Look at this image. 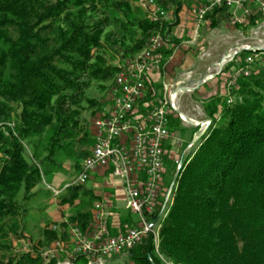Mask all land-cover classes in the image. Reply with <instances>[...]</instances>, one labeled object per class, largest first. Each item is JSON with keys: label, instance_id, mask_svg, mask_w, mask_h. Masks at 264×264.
I'll return each mask as SVG.
<instances>
[{"label": "trees", "instance_id": "trees-1", "mask_svg": "<svg viewBox=\"0 0 264 264\" xmlns=\"http://www.w3.org/2000/svg\"><path fill=\"white\" fill-rule=\"evenodd\" d=\"M156 2L176 19L185 4ZM231 16L224 6L205 20L215 29ZM175 25L153 22L129 0H0V239L15 225L8 223L11 218L21 214L20 196L34 197L68 162L81 171L91 155L94 139L81 128L84 96L92 81H114L119 71L106 64L102 51L119 50L123 60H131L152 35L169 37ZM169 46L159 52L162 58L172 55ZM153 94L139 100L140 113L152 108ZM230 94V103H211V126L183 163L158 246L151 235L131 249L134 264H264V62L251 76L238 77ZM83 188L69 187L61 197V205L79 200L61 227L92 229L94 203L81 197ZM158 215L159 210L149 220ZM46 234L55 242L70 239L53 229ZM78 257L74 264H88ZM57 263L32 252L0 260Z\"/></svg>", "mask_w": 264, "mask_h": 264}, {"label": "rangeland", "instance_id": "rangeland-1", "mask_svg": "<svg viewBox=\"0 0 264 264\" xmlns=\"http://www.w3.org/2000/svg\"><path fill=\"white\" fill-rule=\"evenodd\" d=\"M129 1L132 3V6L134 8L139 9L142 16H146V18L149 17L148 13L150 12V8L146 7L143 3H139L137 0ZM204 1L206 0H184L185 4L183 8H186L189 11L190 9L192 10L195 7H199V4ZM163 11H165L168 15L167 19L165 20L166 23H169V21H174L175 16L172 11ZM250 12L251 16L249 18L241 19V17L243 16V12L239 11L235 13L234 10H232L231 15L233 16H231V19L228 22V26L232 28V30L230 31L226 27L217 28L216 41L215 44H213V47H220V45L225 42V38L227 36H235L234 39L237 42L236 45H232L234 46L233 48L229 49L227 53L224 54L223 59L220 62H216L215 64H213L212 67L207 69V74L203 78L195 81L193 80L194 75H190L188 72H186L182 73L181 75L176 74L175 76L171 77L172 79L164 81L163 69L165 67V64L167 63V60L172 57V53L170 57L163 58V66L161 64V68L159 69V71H156L154 74H151L148 81L146 82L144 96L149 94L150 90H152L154 93L153 96L156 95L154 97L155 99H157L155 103L153 101V104L150 107H155L157 105L158 100L164 97L165 86H175V84H178L181 86L180 88H190V93L179 95L178 111L183 117L194 120V124H196L195 126L193 125V123L182 121L178 113L169 116V131L171 139L165 146L166 156L164 161V185L162 187V192L159 195V199L161 201H163L164 197L162 196L165 195L166 191L168 192L170 188H173L172 184L175 180V177L179 175L180 170L182 169V167L181 169H179V167L181 166V164L183 166L184 161L187 160V158H189V156L191 155L193 151V148H190L191 144H193L194 147V145L199 142V139L206 133V131L211 126L210 124V126L207 127V124L204 123L211 121L210 115L207 112L208 109H210L211 107V103L214 102L216 99L222 98L226 99V101H228L229 99V101L234 100L230 96V93L232 89L237 87L238 77L240 78L241 76H251L252 71L257 69L259 64L264 62V20L258 19L259 15L261 18H264V16L257 13L254 9H250ZM253 17L256 18L252 19ZM252 23H254L255 25H251ZM202 27L203 23L199 29V36L197 37L195 42V44L198 46H196L195 48L197 50V54L201 59H207L205 55L208 54V45L206 46V44H202ZM165 37L168 36L165 35ZM190 40L193 41V35L192 38L189 39V41ZM172 41H175L174 43H176L177 39L175 38L173 40H170L171 45L174 44L172 43ZM244 46H250V49H243ZM175 47L177 48V46H174L173 50H175ZM167 48L169 49L171 48V46ZM237 48H240L241 50L237 51ZM118 51L119 50L115 51V49L112 48H110V50L105 49L104 51H102V56L105 58L106 64L108 66H123L128 62L138 58L140 55V53L138 52V54H136L133 59L129 60V58H126L125 60H123V54L120 55ZM241 52L248 53L245 59L240 56ZM230 55L233 56V58L229 57ZM253 55L254 58L252 57ZM224 57L226 58L224 59ZM250 57L253 58L251 64L247 61V59ZM223 61L224 64L222 65V67L220 65H217V63H221ZM245 68L249 71V75L245 76V73L239 74V71ZM209 70L211 73L209 75L214 76L212 80L208 81L206 80V76L208 75ZM153 76H156L154 81L152 80ZM176 79L179 82H174V80ZM192 81H194V83H192ZM112 84L113 79L109 82L102 83L99 81H92L89 89L86 91V94L84 96L85 104L82 109L81 128L82 131H84L83 134L85 132L89 133L88 135H90L91 141H93L94 139V128L92 124L95 119L99 117L100 111L106 105H108L110 101L108 90ZM196 85L198 86L196 87ZM203 86L208 93L203 92V95H200L198 93L195 97H189L196 90L200 89V87ZM212 90H215L214 95L204 100L201 99L205 98V95L211 94ZM229 101L228 103H230ZM214 117L219 118V115H216ZM204 125H206V129L204 128ZM93 146L94 144L89 149L92 150ZM99 170H106V175H112L111 169ZM79 173L80 170H77L74 164L68 162L63 172H60L55 176L47 178L50 184H47L44 181L43 184H41L34 190V193H38L35 194L34 197L30 198L29 200H22V196L19 197L18 207L21 206V214L11 218L8 223L15 225L10 227V232H7V235L4 236V238L0 239V260L8 259L9 256H20L22 253L32 252L34 255H37V253H42V255L46 257H55L58 259L57 264H69V262H71L72 264L76 263L75 258H77L78 256L74 255L73 253V250L76 248V241L74 237L70 234L71 229L73 227L76 228V226H72L70 230L61 226L62 224L67 222L72 216V214L75 212V210L77 209L76 205H78L79 200H76L74 205H61V197H63L67 193L65 192V190L67 189L66 187L70 185V183L73 182L76 177L79 176ZM114 178L116 179V177ZM119 183L121 184L124 191L123 184L120 181ZM57 192L59 193L56 194ZM79 192L82 198L86 197L94 203V208L97 203L105 202V206L107 207V211L109 212V217L106 218L107 220L105 221L106 229L105 232H103L106 238H117L118 236L124 235L128 231H132V229L137 228L136 226L130 225L128 218H131L132 221H134L136 224L138 223V225L140 226V217L128 211L125 207L124 202H120V204L118 205L116 201H119V198L115 195V193L111 192L109 188H106L105 186H100L98 189H96L95 187H93V185H90L89 182L85 185V188L81 189ZM124 200L126 201V195H124ZM161 204L163 206V202ZM116 206L120 207L121 209H115ZM156 208L157 211H160L161 209L160 206ZM117 215L119 216V218L118 220L114 221ZM113 218L115 219L113 220ZM93 219L95 220L94 211ZM95 225L96 224H94L93 222L92 229L90 231H83L80 229L82 231V235L85 236L87 235V233L90 234L94 230ZM50 229L57 230L60 236L62 234L64 235L65 233H68L70 239H66V243L55 242L54 240L47 237L46 232ZM160 229L157 230V239H155L154 234H152V236H154L156 247L159 243ZM149 236H151V234ZM148 237H146L145 239H147ZM96 239V236H92V238H90V240L92 241ZM144 240L141 241L138 245L132 246V249L136 248L139 245H142ZM130 250L126 253L114 255L112 254L106 256L104 258V264H134L130 257ZM79 257H83L84 259H86V261L89 262L94 260L93 257L88 258V255L86 254H80ZM95 258L97 259L98 257Z\"/></svg>", "mask_w": 264, "mask_h": 264}, {"label": "built area", "instance_id": "built-area-1", "mask_svg": "<svg viewBox=\"0 0 264 264\" xmlns=\"http://www.w3.org/2000/svg\"><path fill=\"white\" fill-rule=\"evenodd\" d=\"M137 1L146 3L150 8L153 22L162 24L165 22L168 15L159 7L156 0ZM221 3L226 4V8L234 10L235 13L242 11L241 19L251 16L250 9L264 16V0H207L206 5L191 11L194 42L199 36V29L202 23L204 24L206 15L213 9L219 8ZM169 44L168 37L156 39L152 35L141 64L130 67L128 62L119 67L115 76L116 86L109 97L110 101L92 124L94 146L91 155L83 162L79 176L66 187L86 185L91 173L99 169H111L112 176L123 184L127 210L138 215L141 224L139 228L132 229L117 238H106L103 232L106 229L105 221L109 217V212L105 202L97 203L94 208V224L97 228L94 227V230L85 236L82 235L80 228L71 229L70 234L76 241L74 255L86 254L88 258L93 257V261H104L106 256L126 253L150 234L157 233L161 227L162 209L165 205H170L169 192L172 190L166 191L162 196L163 201L159 199L164 185L165 146L171 139L169 116L178 113L180 119L187 122L178 111V98L180 94L190 93L191 89L180 88L178 84L165 86L164 97L144 114L138 111L137 105L144 96L149 77L161 68L163 58L159 52ZM243 49H250V46H244ZM240 50L237 48V51ZM252 57L254 58V55ZM252 57L247 59L250 64L253 61ZM239 72V74L245 73V76L249 75L246 68ZM210 122L204 123L210 124ZM158 206L161 209L157 219L149 220V217L157 212ZM92 236H96L97 239L90 240Z\"/></svg>", "mask_w": 264, "mask_h": 264}, {"label": "crops", "instance_id": "crops-1", "mask_svg": "<svg viewBox=\"0 0 264 264\" xmlns=\"http://www.w3.org/2000/svg\"><path fill=\"white\" fill-rule=\"evenodd\" d=\"M207 2L204 1L202 2L205 4ZM193 10V9H192ZM191 9L188 11L186 8H183L182 11L179 13L178 18L176 19V16L174 17V21H169L170 25H174L171 28V35L169 36L170 40L177 39L176 43L171 45V49L175 47V50H173V55L172 57L167 60V63L165 64L164 67V76L163 80H169L172 79L171 77L175 76L176 74L181 75L182 73L188 72L190 75H194L193 80L197 81L201 78H203L207 74V69L212 67L213 64L216 62H220L223 59V56L227 51L236 45V42L234 37L235 36H227L225 38V42L220 45V47H213V44H215L216 41V30L210 28V21L205 20L203 27H202V32H201V41L202 44L208 45L207 52L205 56L207 59H201L199 55L197 54L196 50V45L194 41L190 40L192 38V31L194 29V23L193 19L191 17ZM232 14V10H231ZM226 27L230 31L232 28L228 26V23L223 24L222 26L218 27ZM239 43V42H238ZM227 57V56H226ZM224 57V59L226 58ZM201 59V60H200ZM222 63V62H221ZM221 63H217V65H221ZM211 74L210 70L208 75ZM206 76V78L208 77ZM156 76H153V81L155 80ZM174 82H179L174 80ZM173 82V83H174ZM194 83V81H192ZM208 84V83H207ZM210 84V83H209ZM211 88V87H210ZM216 89V88H215ZM204 93H208L207 90L203 87H200V89L196 90L192 95L189 97H195L196 94L203 95ZM215 94V90L211 92L209 95H205V98L201 99H206L211 97L212 95ZM107 171L106 170H99L91 174L90 179L88 183L90 182V185H93L96 189H98L100 186H105L106 188H109L111 192L115 193V195L119 198V201H116V203L119 205L120 202H124V191L117 179H115L112 175H106ZM118 185V186H117ZM120 210V207H115V209ZM119 216H116V219L113 218L114 221L118 220ZM115 233V232H113Z\"/></svg>", "mask_w": 264, "mask_h": 264}, {"label": "bare ground", "instance_id": "bare-ground-1", "mask_svg": "<svg viewBox=\"0 0 264 264\" xmlns=\"http://www.w3.org/2000/svg\"><path fill=\"white\" fill-rule=\"evenodd\" d=\"M146 7H148L147 5H146V3H143ZM224 6H226V4H219V8H221V7H224ZM149 14V19L151 20V13L149 12L148 13ZM153 38H156V39H164V36L161 34V33H158L156 36H154ZM145 53H146V48L140 53V55H139V57L138 58H136V59H134V60H132V61H130V67H137V65L138 64H141L142 63V61L144 60V57H145ZM232 53V52H231ZM229 57H232L233 58V56H229ZM231 58V59H232ZM224 64V61L221 63V67H222V65ZM219 69H221V68H219ZM213 76L214 75H208V77L206 78V80H212L213 79ZM115 86H116V77H115V80L113 81V84L111 85V87H110V89H109V91H108V94H109V97H111V94H112V90L113 89H115ZM103 111H104V108H103ZM102 111V112H103ZM185 118V117H184ZM185 120L187 121V122H189V120L187 119V118H185ZM190 123V122H189ZM198 123H200V122H198ZM193 125H195L196 126V124H194L193 123ZM198 125V124H197ZM210 126V124H207V127H209ZM204 128L206 129V125H204ZM168 143V142H167ZM192 146L190 147L191 149L193 148V144H191ZM191 149H189V150H191ZM87 160V159H86ZM85 160V161H86ZM181 167H182V164H181V166L179 167V169H181ZM170 189H173V188H170ZM172 190H171V192H169V201H170V203H171V196H172ZM125 207H126V201H125ZM168 207H169V205H165L164 207H163V209H162V221L164 220V218L166 217V215H167V213H168ZM127 209V208H126ZM129 211V210H128ZM154 234V236H155V239H157L158 238V236H157V233H153ZM88 264H104V261H91V262H89L88 261Z\"/></svg>", "mask_w": 264, "mask_h": 264}, {"label": "water", "instance_id": "water-1", "mask_svg": "<svg viewBox=\"0 0 264 264\" xmlns=\"http://www.w3.org/2000/svg\"><path fill=\"white\" fill-rule=\"evenodd\" d=\"M187 119L189 120L190 123H195L194 120L189 119V118H187ZM197 140H198V139H197ZM197 140H196V141H197ZM177 177H178V175L175 177V180H174V182H173V184H172V187H174L175 183L177 182Z\"/></svg>", "mask_w": 264, "mask_h": 264}]
</instances>
